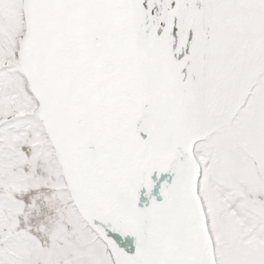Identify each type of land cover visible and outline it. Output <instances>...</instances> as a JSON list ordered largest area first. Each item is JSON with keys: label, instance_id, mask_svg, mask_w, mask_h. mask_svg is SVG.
<instances>
[{"label": "snow or ice", "instance_id": "snow-or-ice-1", "mask_svg": "<svg viewBox=\"0 0 264 264\" xmlns=\"http://www.w3.org/2000/svg\"><path fill=\"white\" fill-rule=\"evenodd\" d=\"M0 264H264V0H0Z\"/></svg>", "mask_w": 264, "mask_h": 264}]
</instances>
